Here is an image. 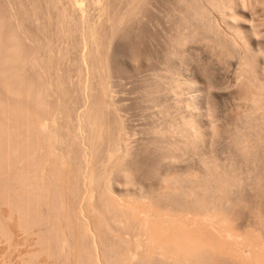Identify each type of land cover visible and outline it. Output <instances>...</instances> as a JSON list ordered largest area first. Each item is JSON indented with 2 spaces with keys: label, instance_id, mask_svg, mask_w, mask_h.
<instances>
[{
  "label": "bare ground",
  "instance_id": "1",
  "mask_svg": "<svg viewBox=\"0 0 264 264\" xmlns=\"http://www.w3.org/2000/svg\"><path fill=\"white\" fill-rule=\"evenodd\" d=\"M55 1L61 17L56 31L61 28L67 40L76 36L78 49L83 47V54L76 51L74 36L75 47L67 43L79 54L78 72L87 69L88 75L78 73L88 78H78L77 90H87L81 100L87 98L83 108L88 107L80 114L76 109L72 119L60 106L55 115L47 111L48 101L50 116L43 115L48 98L36 93L38 81L36 88H27L28 95L36 93L35 100L32 93L30 107L23 106L26 63L36 57L30 68L44 64L35 54L33 59L20 54L24 46L13 38L15 31L6 28L12 37L3 32L7 26L0 20V95H9V101L1 96L8 103L0 101V186L4 191L13 187L6 189L10 193L0 187V264H264V243L247 239L236 223L244 194L264 184V18L246 11H263L264 0H196L190 5L193 23L176 45L204 38L220 68L233 71L230 78L219 79L212 64L195 63L192 79L156 73L144 99L148 108H161L158 113L166 120L150 129L148 145L160 156V165L149 194L132 167L135 152L124 122L119 118L118 127H110L121 111L113 102L116 119L110 112L107 116L110 77L103 74V81H96L112 39L106 28L121 23L111 28L117 33L125 17L119 22L110 17L109 0ZM90 7L99 10V19ZM163 91L175 97L171 104L165 103L170 96ZM105 115L113 118L110 123ZM183 163L190 166L189 174ZM4 194H11V201Z\"/></svg>",
  "mask_w": 264,
  "mask_h": 264
},
{
  "label": "rangeland",
  "instance_id": "2",
  "mask_svg": "<svg viewBox=\"0 0 264 264\" xmlns=\"http://www.w3.org/2000/svg\"><path fill=\"white\" fill-rule=\"evenodd\" d=\"M55 2H56L55 0L53 1L52 0H0V20L5 22L4 27L7 26L3 28V32H5L6 28H10L12 33L13 31H15L16 33L15 35H17L18 37L14 36L13 38L14 39L19 38L17 40V43L20 40L19 41L21 42L20 45L24 46L23 48L21 47L22 50H20L21 51L20 54H22V51H23L24 55H27V57L30 56L29 58H32V59L36 55L38 56L37 62L42 61V63L46 66V69L45 68L43 69L47 71V68H49V70L47 71L48 73L47 75L46 71L42 69L44 65L42 66L41 65L42 63L38 62L41 65L40 67L34 65V69L38 67L41 70V71L38 70L39 71L38 72L37 69L35 70L32 69L33 65H31L35 63V62L32 63V61L36 57L33 60L29 59V60H32L31 63L30 62L26 63L27 57L26 56L25 58L23 57L24 59H26L24 61L28 66L25 69L26 71L24 70L25 73L23 72V74H25L24 81H26L24 83L27 85L24 84V88L22 90V93L24 96L21 95L22 98L19 96V98L23 99V102H21V104L22 105L24 104L23 106H25L26 104L25 102H27L26 107L28 105L30 107L31 102H29L28 104V101H30L31 99H28L27 96L31 97V94L33 93V91H31V94L28 95V91L30 93V90H28L27 88L31 89L32 85L34 87V84H35V88L38 86V89L37 90L35 89L38 96H40L42 93V96L46 97L45 93H47L48 99L46 98L47 101L44 103L46 107H44L45 109L43 108L44 112L41 111V113L43 112L42 113L43 115L44 113L45 115H47V113H49L50 111L53 112L54 115L56 112L60 113L61 110L59 111L57 110L58 108L60 109V107H62V110L67 113V114L65 113L64 115L71 116L72 118L78 115L76 114V109L79 110L78 111L79 113V112H82V110L84 109L86 110V108L88 107L86 103L83 108L84 100H81L83 93H79V92H82V89L80 91L79 89L77 90V86L79 83L78 78L83 76V73L86 75H88V73H87V69H85L83 73L80 74L81 71L78 70L79 68L77 69L78 66L76 65L77 64L76 56L79 55L78 53H82V54L84 53L83 47L81 50L80 48L78 49L79 46L76 45L78 43V38L74 35L71 36V39L73 38V36L74 38L75 37L77 38V41L75 40L76 38L73 39V41H75L73 42L74 45H76V47L78 46L76 51L78 52L79 50V52L76 53V51H74L75 48H73L75 46H73L72 40L71 39L67 40V37L69 38V36H67L66 39H64L65 35L63 37L60 36L61 34L59 33L61 29L59 27L60 25H58L60 29L57 28L59 30H57L58 32L56 31L57 20L59 24L61 17L58 14L59 11H57L55 8ZM195 2L196 0H109L110 5H108V7L110 9L109 14L111 13L110 17H112L114 21L115 20L117 21L118 19L120 20L122 19V17H125L123 20H120V22L122 21V23H124L123 21L125 20V23L122 25V28L120 27L121 29L120 28L117 29L118 30L117 33L115 32L116 29L115 30L111 29L112 27H114L115 22L113 23L114 24L113 26L111 25L110 27V24H109L110 28L108 29L106 28V31H107L106 36L111 37L112 39L108 40V46H107V43L104 44L107 46L106 51L104 50V47H102L103 48L102 50H104L106 54V55L104 54L103 56L106 58V61L103 59L105 61L103 63V67L105 68V70L101 69V71L103 70L102 75L96 74V81L98 82V84H100L103 81V78H102L103 74L104 76L106 74L107 78L110 77L109 87L111 89V92L109 94V97L106 103L110 108L112 107L114 108V106L116 105L117 107L116 106L115 107L118 110L120 109L121 111L116 112V115L117 116L119 115L117 119L116 117H114L116 115H112L113 114L112 112L114 111L113 108L110 109V111H107V116L111 113V115L116 119V121L119 118H121L120 119L121 122L122 121L124 122L121 124L125 125L124 127H126L127 129L126 131H128V133L131 135L130 137L131 141L127 143H129V145L131 144V147L133 148L135 152V154L133 155L134 159L132 158L134 161V162L132 161V167L134 168V171L136 170L135 174L139 175L136 178L141 179L139 182L141 183L143 190L148 194L151 193V191L156 188L155 177L157 176L156 174H158L156 172L158 171L157 169H159V165H160L159 164L160 156L157 153L153 152V150L148 145L149 144L148 141L151 138L150 129L155 126H158L159 123L166 120V118H164L165 117L164 115L162 114L159 115L158 113L161 108L159 109L157 107H152V104L150 105L151 107L149 106L148 108L147 106L148 104H146L145 99H144V96L146 95V93L151 89L150 84L152 83V80L154 79V77L157 76L156 73L160 72L163 75H166L165 73L167 72L168 74L169 73L168 71H170V73L173 72V75L175 76L178 75L177 77H181L183 79H190V78L192 79L194 78L196 74L195 73L196 72L195 63L197 64L209 63L210 65L212 64V66L217 70L216 73L219 79L230 78L229 76H231L232 71H233V67H230L229 65H228L229 66L228 69H227V66L222 69L220 68V66L218 65L219 63L216 60L215 56H213L209 52L207 48V41L204 40V38L198 41H189L184 45H178V44L176 45L177 41L180 40L179 38L181 37V35L185 31L190 30L189 27H191V24L193 23V19H191L192 12L190 10V5L195 4ZM52 3L54 4L52 5ZM249 9L246 11H248L250 14H253V15L255 14V18H257V20L264 18V10L263 11H261V9L255 10L256 12L254 13V10L250 12L252 8L250 10ZM89 11L90 13H92V15H94V18L99 19L98 9L93 7ZM16 20H17V23H16ZM119 20L117 22H119ZM2 21H1L0 26L3 25ZM18 21L20 22L18 23ZM112 22L113 20L110 23L112 24ZM16 24L20 26L22 25L21 29H20V26L17 27ZM117 24L121 25V23H117ZM117 24L116 26H118ZM16 27L19 28L20 30L17 29ZM10 29H7V30L10 31ZM109 29L111 31L113 30L114 32L110 33ZM7 30L5 32L6 34L9 32ZM11 32L9 33L11 34ZM9 33L7 34V36L9 35ZM61 35H63V33ZM10 36L11 35H9V37ZM60 37L61 39H59ZM69 40L72 45L70 44ZM58 43L61 46L63 45V47H60ZM67 43L68 45L70 44L69 46H73L72 48L70 47L73 51L69 49V46L67 45ZM64 44L68 46V51L71 54H69L68 51L64 52L65 48H67V46ZM17 45L19 46V44ZM262 45L264 46L263 42H262ZM59 47L64 48V49L60 50ZM57 50L58 51L60 50V51L56 52ZM48 52L50 53L49 56H48ZM51 54L53 55V57ZM54 54L56 55V57L57 56L60 57V54L63 57H60L59 59L58 57L56 58ZM66 54L68 56H65ZM42 55L46 57H43ZM50 57H52L54 60L56 59L57 61L59 59V62L54 61ZM46 58H50L51 59V60L49 59L50 62ZM42 59H45V62L48 61V63H51L52 61L51 64L52 65L55 64V65L52 67V65L50 64L49 66L48 63L47 62H46L47 64L44 63V60ZM192 59H193V62H191ZM26 64L24 67H26ZM23 65H24V62H23ZM50 68H52V70ZM42 70H43V73H41ZM44 73H46L47 77L45 75L42 76V74ZM78 73L81 76H79ZM39 77L43 78L42 79L43 82H40ZM84 77L83 78L81 77V79L87 80L88 77L87 76H86L87 78H84ZM27 81H29L30 83L29 82L27 83ZM37 81L39 83H37ZM50 81L53 84H51ZM34 82H36L39 85L41 83L42 84L41 86L39 85L36 86V83ZM28 85L30 87H28ZM50 85L51 87L54 85L52 87L54 89L51 88L52 91L50 89L46 91L47 87H50ZM57 85H59L60 91L58 90ZM40 90L42 91L40 92ZM53 90H56V91H53ZM57 90L59 94L57 93ZM84 90H86V88L83 89V92H85ZM1 91L2 93H4L3 90ZM49 91L50 93H48ZM221 91L224 93L225 89ZM163 92H165L164 93L165 96L168 94V93L166 94V91H163ZM36 93H33L32 102L35 100L34 99L35 96H37ZM86 94H87V90L85 94H83V96L85 95V97H87ZM3 95L6 96L3 98L7 99L8 97L7 100L9 101V95L8 96L6 94H3ZM3 95L2 94L0 95V101L4 100V99H1V96ZM162 97L159 100H161ZM166 97L169 98V99L167 98V100L170 103L168 101L165 102L166 100L163 101L164 100L163 98L162 101L159 102V104L163 103L164 105V102L171 104L172 103L171 101H174V98H175L172 95H167ZM6 99L4 101H6ZM10 100L11 101L9 103L13 104L12 99ZM8 101L6 102L8 103ZM47 102L49 103L48 108L46 105ZM113 102H115V105H113ZM60 103L62 104V106ZM156 106H159V105L157 104ZM46 108H47V111L49 112L47 111L45 112ZM48 116H50V113L48 114ZM107 116L105 118H107V120L109 121L111 116L109 117ZM161 116H164V117H161ZM112 119L113 118L111 117V120ZM107 120L106 122L110 123V121L108 122ZM228 120L229 119L224 120V122L226 121L228 122ZM116 121H111L112 123L110 127L113 125V127L111 128L118 127L116 126V124L119 125L120 121L119 120L118 122ZM163 123H165V121ZM64 126L67 130L73 129L72 125H69V123L67 125L64 123ZM117 129L118 128H116V130ZM114 131L115 129L112 130V132ZM117 131L115 132V134L117 133ZM74 149H75L74 154L77 157H79L78 148L74 147ZM184 166L187 168H185ZM184 166L182 167V169H185L186 170L185 173L189 174L190 166H186L185 164ZM187 169L189 170L188 172H187ZM7 176L9 175L8 174L4 175V177L6 178ZM0 187L2 189L3 186H0ZM6 189L5 191L7 193H10L8 191L11 189L8 188L9 189V190L7 189L8 191ZM3 191H4V188L2 189L1 192L4 193L5 191L4 192ZM1 194H0V198H1ZM10 195L11 194L5 195V196H9V200H10L11 198ZM1 202H2V199H0V203ZM1 205L0 207L3 208ZM4 206L6 207V205ZM259 216L260 217L262 216L261 218L263 220L262 223L261 221L258 220L260 218ZM236 218H237L236 223L239 226V231L242 232V234L247 235L248 237L247 239H249L250 241H253L254 238H256L254 242H257V240L260 239L259 241H261L262 244L264 243L263 242L264 241V184L260 187H254L253 190L248 191L246 194H244L243 206L237 209ZM21 236L22 235L19 236L17 233L16 235V238H18L17 240L20 241ZM261 238L263 241L261 240Z\"/></svg>",
  "mask_w": 264,
  "mask_h": 264
}]
</instances>
